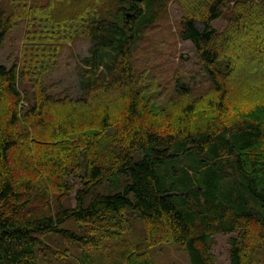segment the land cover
<instances>
[{
	"label": "trees",
	"instance_id": "16d2710c",
	"mask_svg": "<svg viewBox=\"0 0 264 264\" xmlns=\"http://www.w3.org/2000/svg\"><path fill=\"white\" fill-rule=\"evenodd\" d=\"M162 1L111 0L108 7L97 8L60 1L44 8L28 0L24 6L32 28L24 55L31 68L26 69L1 62L4 39L20 15L7 11L0 0V102L5 112L0 124V264H46L40 257L50 251L44 238L51 235L80 248V264H154L148 249L124 248L103 262V256L88 251L123 240L129 214L146 224L150 246L181 245L191 264H215L217 234L235 235L232 264H254L264 252V97L253 106H236L230 88V73L237 67L232 59L247 71L248 83L264 75V22L257 20L264 14V0H181L180 37L192 42L215 95L208 111L201 113L190 100L168 118L143 107L132 61L138 25L154 20ZM231 3L233 19L221 35L213 23ZM47 22L58 29L57 36ZM38 28L52 40L39 44L40 35L33 33ZM81 34L91 42L80 73L84 95L68 100L85 109L114 85L126 100L119 117L106 107L98 110L96 131L74 130L71 123L50 127L46 97L32 102L19 83L20 76L33 80L36 68L51 66L62 39ZM233 44H238L236 58L227 54ZM179 92L183 98L191 93L184 84ZM111 128L116 133L108 148L103 134ZM37 130H56L63 146L45 143L40 152L47 153L39 158L26 153ZM72 174L82 182L74 205ZM106 180H122L119 190L96 191ZM68 223L81 228L73 230Z\"/></svg>",
	"mask_w": 264,
	"mask_h": 264
},
{
	"label": "rangeland",
	"instance_id": "374dc122",
	"mask_svg": "<svg viewBox=\"0 0 264 264\" xmlns=\"http://www.w3.org/2000/svg\"><path fill=\"white\" fill-rule=\"evenodd\" d=\"M7 6V11H14L20 15L15 21L12 30L6 35L1 50V62L11 68L18 64L25 66L26 69L31 68L25 60V46L27 39L30 37L32 24L30 22L28 7L25 4L28 0H2ZM30 2H38L44 5V8L57 6L62 3H75L76 6L88 4L90 7L97 8L100 5L108 7L111 0H29ZM22 5V9L18 10ZM231 3L225 8L223 17L216 20L213 26L221 35L228 31V27L233 19ZM16 7L17 10H16ZM156 17L154 20L140 23L137 40L132 50V61L135 68V81L137 89L142 95V105L149 110L150 114L168 118L177 113L183 103L192 101L198 106L202 112L208 111V101L214 95V87L212 86L207 72L205 71L196 50L190 40H184L180 37L182 4L181 0H163L162 4H156ZM14 16L16 14L14 13ZM264 22V14L259 15V19ZM46 26L54 30L57 36L58 29L49 22ZM38 27V26H37ZM200 29L203 28L201 22L198 23ZM41 28L34 29L33 33L40 35L41 43L50 42V34L40 32ZM247 44L249 37L244 39ZM240 39V43H244ZM238 44L228 45L227 54L236 58L238 54ZM245 45V44H243ZM90 40L84 34L74 37L73 39H62L57 45L49 68H36L38 79H24V75L20 76V88L23 92L29 94L32 102L38 101L46 97L51 106L48 125L53 128L57 126H67L65 123H71L70 127L77 128L81 131L95 130V120H98V110L106 107L118 117L125 111L126 100L120 87H114L100 92L98 97L92 99L91 107L85 108L83 105L69 101L77 99L84 95L81 88L80 73L83 69L84 59L90 55ZM255 55V54H252ZM224 60L228 56H223ZM109 59V55L105 60ZM248 57L244 60L248 61ZM233 65L237 67L230 73L231 103L236 106H253L260 103L264 97V75L262 78L257 77L253 82L248 83V73L239 66L237 59L231 60ZM22 75V72L21 74ZM30 77V75L28 76ZM35 84V85H34ZM181 84L190 88V96L182 97L179 92ZM86 100L89 96L86 95ZM150 103V104H149ZM3 103L0 102V124L5 118ZM25 106H28L27 103ZM146 120L148 115L144 114ZM69 127V126H67ZM37 134H33V140L29 143L28 148L36 158H39L47 152H40L41 146L50 143L57 149L63 146L61 140L56 135V130L52 132L45 130H37ZM101 132V130H97ZM115 128H111L103 134L106 147L109 148L115 135ZM59 140V141H55ZM16 156V154H14ZM121 181L117 183L114 180H106L96 187V191L108 194L119 190ZM70 185H76L74 191L70 193L72 205L76 204V194L78 189L82 187L80 179L72 174L69 177ZM67 226L73 230H78L81 226L68 223ZM235 235L217 234L215 235V245L213 253L216 257L215 264H232L231 260V238ZM45 243L50 245L51 249L46 254H41L40 261L46 264H80L79 256L82 250L76 246H70L61 238L51 235L44 238ZM105 246L100 251L90 248L88 251L96 257H102L101 261H106L107 256L116 255V252L124 248L142 251L148 249L154 264H191L188 252L181 245L165 242L158 245L150 246L148 242L146 224L136 217L129 214L127 230L123 240L119 242L105 241ZM51 250H54L51 253ZM254 264H264V252H260L255 257Z\"/></svg>",
	"mask_w": 264,
	"mask_h": 264
}]
</instances>
